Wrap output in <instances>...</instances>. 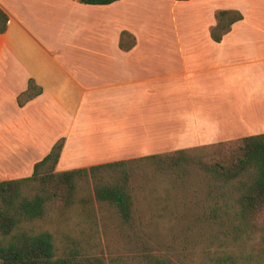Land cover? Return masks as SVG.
<instances>
[{
    "label": "crops",
    "instance_id": "obj_1",
    "mask_svg": "<svg viewBox=\"0 0 264 264\" xmlns=\"http://www.w3.org/2000/svg\"><path fill=\"white\" fill-rule=\"evenodd\" d=\"M141 1L0 0V181L60 138L57 172L264 133V0H171L176 43L165 5ZM222 9L243 19L217 42ZM31 78L43 92L21 107Z\"/></svg>",
    "mask_w": 264,
    "mask_h": 264
},
{
    "label": "trees",
    "instance_id": "obj_2",
    "mask_svg": "<svg viewBox=\"0 0 264 264\" xmlns=\"http://www.w3.org/2000/svg\"><path fill=\"white\" fill-rule=\"evenodd\" d=\"M78 1L105 5L119 0ZM216 19L211 36L220 42L243 14L222 9L216 12ZM8 21L0 8V34L7 30ZM135 45V36L124 30L120 48L130 50ZM42 92L31 78L27 89L17 96V103L22 107ZM64 143L65 138H60L35 163L31 176L0 181V264H102L90 251L68 248L60 253L54 231L46 224L51 223L54 210L67 217L75 209L85 217L80 223L92 218L97 224L95 203L113 208L123 224H132L139 195L133 181L137 164L145 168L147 182L159 179L175 188L180 184L187 187L186 181L193 175L199 177L205 201L201 217L216 230L214 248L202 251L205 264H264V133L57 172ZM146 185L145 193H156ZM80 232L88 239L98 234L91 228ZM256 239L261 242L257 249L253 246ZM146 262L176 264L164 254L152 253L146 255Z\"/></svg>",
    "mask_w": 264,
    "mask_h": 264
},
{
    "label": "rangeland",
    "instance_id": "obj_3",
    "mask_svg": "<svg viewBox=\"0 0 264 264\" xmlns=\"http://www.w3.org/2000/svg\"><path fill=\"white\" fill-rule=\"evenodd\" d=\"M141 2H160L165 5L163 14L170 15L161 23H155L160 27L171 28L169 39L172 41L178 32H172L176 25L168 19L173 18L170 13L171 0ZM176 40L175 38L173 42L176 43ZM139 165L141 164L136 167L138 174L133 178L139 194L134 205L133 223L123 224L113 208L100 206L98 203H95L93 213L97 224L92 218L88 223H80L85 217L79 216L78 209L67 217H60L54 210L51 223L46 224V227L54 231L59 252L68 248L90 251L104 264H147L146 255L149 253L164 254L176 264H205L202 251L214 248L212 240L216 230L201 217L205 203L203 183L195 175L187 179V187L180 184L175 188L159 179L147 182L144 178L145 168L138 167ZM145 183L149 184L146 188H153L156 193H145ZM88 228L98 230V234H91L92 240L83 237L80 232ZM253 246L259 248L260 240H254Z\"/></svg>",
    "mask_w": 264,
    "mask_h": 264
}]
</instances>
